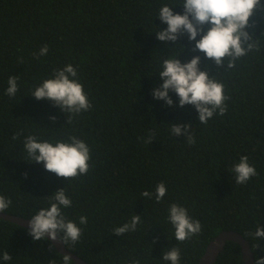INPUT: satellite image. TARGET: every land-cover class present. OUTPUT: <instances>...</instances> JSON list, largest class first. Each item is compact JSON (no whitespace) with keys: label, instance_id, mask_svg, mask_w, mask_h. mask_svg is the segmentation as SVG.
<instances>
[{"label":"trees","instance_id":"obj_1","mask_svg":"<svg viewBox=\"0 0 264 264\" xmlns=\"http://www.w3.org/2000/svg\"><path fill=\"white\" fill-rule=\"evenodd\" d=\"M181 2L0 0V195L12 202L5 212L31 218L65 189L72 206L63 214L82 229L77 243L65 244L89 264H170L163 255L177 246L180 264H198L209 242L229 229L245 236L255 259L264 258V239L249 235L264 227V10L250 18L249 29L261 50L227 69L193 51L187 34L175 43L157 39L155 32L168 27L159 9ZM173 12L184 9L177 5ZM45 45L47 55L37 58ZM178 55L182 63L200 56L201 70L225 85L231 98L224 116L201 124L196 108H181L175 93L173 106L153 98L163 59ZM68 64L92 104L75 117L31 96ZM11 76L18 77L14 97L6 95ZM181 123L191 124L194 144L171 133L172 124ZM150 131L156 135L146 143ZM29 135L53 143L84 140L89 172L67 180L32 162L24 147ZM245 155L258 175L237 184L232 168ZM161 182L167 188L162 201L141 195L155 194ZM174 203L202 225L184 242L175 239L168 219ZM134 214L141 216L135 232L113 234ZM4 252L12 259L3 261ZM63 257L49 238L35 240L27 227L0 218V264H63ZM215 264H246L240 245L228 241Z\"/></svg>","mask_w":264,"mask_h":264},{"label":"clouds","instance_id":"obj_2","mask_svg":"<svg viewBox=\"0 0 264 264\" xmlns=\"http://www.w3.org/2000/svg\"><path fill=\"white\" fill-rule=\"evenodd\" d=\"M177 5L183 7V14L173 12V7ZM258 10H264V0H182L180 4H165L159 9L158 19L168 27L155 33L157 39L165 43L169 41L175 43L181 36L187 34L189 41L195 42L193 51L204 53L217 67L223 68L227 65V69H232L238 60L249 53L259 52L262 48L260 39L253 38L249 31L254 26L250 23V18ZM198 36L201 38L197 39ZM181 48L185 51L184 47ZM48 51L49 48L45 45L35 55L39 58L47 55ZM179 56L163 59L162 70L158 74L162 84L153 89V98L173 106L175 102L170 93H175L181 108L186 105H193L196 108L201 124H207L217 113L221 117L224 116L228 110L226 101L231 98L225 94V85L211 76L209 70H201L200 56H194L186 63H182ZM77 77V69L68 64L54 70L53 78L45 79L36 86L31 96L37 100L47 99L67 115L75 117L92 107L84 86ZM17 81L18 77H9L6 95L12 97L16 95ZM51 119L55 122L56 117L53 116ZM68 122L71 123L69 116ZM191 128V124H172L171 133L176 137L183 135L194 144ZM20 135L22 132L14 135L13 139H18ZM155 135V132L150 131L145 142L153 143ZM24 147L32 162L42 163L47 171L55 173L58 177L68 180L89 172L91 150L84 140L76 136L68 137L67 141L53 143L29 135L25 138ZM232 171L236 174L237 184H246L252 177L258 175L255 166L249 163V157L246 155L240 157ZM166 193L167 188L161 182L156 186L155 194L144 191L141 195L145 198H152L154 195L155 201L160 202ZM49 199L50 207L40 209L30 218L29 234L35 240L50 238L52 241L59 239L63 243L68 241L72 244L77 243L81 238L82 229L75 221L67 219L62 211L72 206V200L66 190H57ZM11 203L10 199L0 195V213H4ZM168 219L175 229L174 237L179 242H184L202 231L200 221L193 220L188 210L179 204L174 203L170 206ZM79 223L87 225L88 218L79 217ZM140 223L141 216L134 214L130 222L114 228L113 234L121 236L127 232H135ZM249 235L264 239V227L258 226L255 233ZM11 259L9 252L3 253V261ZM180 259L181 252L178 246L163 255V261L170 264H180ZM63 264H71L69 255H64ZM255 264H264V258L256 257Z\"/></svg>","mask_w":264,"mask_h":264},{"label":"water","instance_id":"obj_3","mask_svg":"<svg viewBox=\"0 0 264 264\" xmlns=\"http://www.w3.org/2000/svg\"><path fill=\"white\" fill-rule=\"evenodd\" d=\"M0 218L18 223L19 225L27 228L30 222V218L8 212L0 213ZM228 241H234L240 245L243 259L246 264H255L254 253L251 249L249 241L240 232L232 229L221 231L209 242L198 264H215L219 254L225 249ZM52 243L60 253L63 255H69L76 264H89L85 259L69 250L66 244L61 240L58 239L56 241H52Z\"/></svg>","mask_w":264,"mask_h":264}]
</instances>
